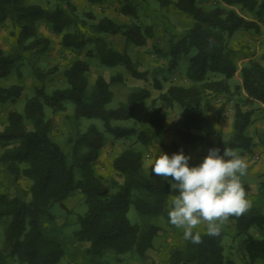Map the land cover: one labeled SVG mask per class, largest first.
Returning a JSON list of instances; mask_svg holds the SVG:
<instances>
[{"label":"trees","instance_id":"obj_1","mask_svg":"<svg viewBox=\"0 0 264 264\" xmlns=\"http://www.w3.org/2000/svg\"><path fill=\"white\" fill-rule=\"evenodd\" d=\"M53 8L27 0H0V26L11 23L15 36L14 47L7 52L0 47V78L7 77L14 65L23 58L40 54L49 49L51 39L40 32V25L46 23L55 35L61 37V45L79 55L85 51V58H75L64 70L66 86L55 89L51 94L45 91L43 80L46 73L33 65L40 83L35 94L26 100L24 111L11 110L5 122L0 123V167L17 183L21 178L30 181V199L18 192H0V220L7 219L4 243L0 248V264H58L67 254L65 243L47 232L45 222L55 219L52 208L56 203L66 207L65 200L75 191L85 197L87 212L79 216V228L73 233L74 242H88L81 251L86 264H100L107 252L125 254L135 252L144 256L154 246V240L161 227L153 223H132L128 217L133 206L144 218L168 216L167 204L173 195L168 181L146 173L143 153L130 145L113 160L116 174L110 182L96 172L95 164L106 141V134L124 139L136 136L144 146L156 140L173 153L180 152V146L198 143L216 148L210 138L211 125L198 110L206 92L223 94L227 100L233 94L230 80L237 76L238 67L230 38L235 32L260 31L264 14V0H218L209 7L199 0H157L161 7L173 4L179 11L191 18V26L181 33L171 30L168 48L164 51L169 58L167 72L178 69L180 61L187 60L186 77L190 85H170L161 92L157 105L154 99L148 113L149 129H137L114 124L115 121L130 120L136 105L151 97V91L140 87L131 91L125 101L117 107L108 105L114 98L111 85L121 82V73L107 80L98 75L93 83L88 73L92 59L106 67L123 66L134 78L146 80L148 71L139 69L127 47L144 46L155 35L152 25L140 21V11L151 13L145 0H120V13L131 19L118 21L104 15L95 18L93 12L77 13L72 0H55ZM108 0H87L91 5H101ZM234 5L242 6L256 15L257 20L240 15ZM142 7V8H141ZM94 19L92 23L85 18ZM169 25V24H167ZM179 34V35H178ZM110 36H121L125 41L122 51L117 49ZM264 60V54L262 55ZM242 83L238 87L245 95V104H259L264 110V64L250 61L241 70ZM215 76L211 78L210 76ZM154 88L163 89L157 77ZM23 87L18 84L0 85V103L15 101L22 96ZM72 104L74 111L68 115L72 128L70 154L51 137L52 121L47 117L45 106L53 113L67 110ZM180 106L188 110L185 117L173 127L174 140L164 139L166 117L164 108ZM254 109L244 110L235 105L233 134L228 140H219L218 148L223 154L225 147L251 152L253 137L249 134ZM82 118L99 119L104 130L90 124L85 131L80 129ZM245 191L247 187H244ZM260 195V197H259ZM264 196V187L252 196ZM259 204V203H258ZM234 223L235 237L248 258L247 264H264V235L254 236L250 230L264 231V211L256 204L243 216L230 217ZM202 243L185 241L175 247L167 264H236L226 261L222 243V230L218 237H209L198 230Z\"/></svg>","mask_w":264,"mask_h":264},{"label":"rangeland","instance_id":"obj_2","mask_svg":"<svg viewBox=\"0 0 264 264\" xmlns=\"http://www.w3.org/2000/svg\"><path fill=\"white\" fill-rule=\"evenodd\" d=\"M31 3H38L45 8H53L55 0H27ZM146 7L149 8L151 13L146 14L142 8L140 11V21L145 24L152 25L155 31L154 37L148 39L144 46L130 45L127 47L132 59L139 65L142 71H148V78L146 80L134 78L123 66L106 67L103 66L99 60L92 59L88 77L91 83L97 78L98 75H103L107 80L112 76L121 73L124 80L116 82L111 85V90L114 93L112 102L108 105L110 108H115L121 101H125L128 94L140 87H146L151 91V97L139 102L136 105L134 115L130 120L115 121L116 125H123L128 127H136L139 129H149L148 113L151 108L152 101L157 99V105L162 102L158 100L161 92L167 90L170 85H190V81L186 77L187 60L180 61L178 69L173 72H167L169 65V58L165 56L164 51L168 48V37L171 30L176 33H181L188 29L192 20L185 13L179 11L173 4L166 7H161L157 0H145ZM218 0H199L201 5L206 7L211 6ZM77 6V13L83 17L84 12L91 11L94 13L96 20L104 15L113 17L118 21H130L129 17L123 16L120 11V0H108L101 5H91L87 0H72ZM240 15L247 19L257 20L253 12L244 9L242 6H232ZM88 22L92 23L94 19L85 17ZM260 31L244 30L241 29L234 33L230 38V46L234 51V60L238 67L237 76L230 80L233 94L229 100L223 94H214L206 92L203 102L198 110H201L205 118H207L211 125L210 138L216 148H218L219 140L224 138L225 129L231 128L233 125L232 115L235 113V105L239 104L243 108L245 104V95L238 88L242 83L240 70L250 61H260L264 64L262 55L264 54V14L263 19L259 21ZM169 24V25H167ZM14 28L11 23L0 26V47L9 52L13 49L15 43V36L13 34ZM40 32L51 39L49 49L40 54L31 55L28 58L19 60L13 67L11 73L5 77L0 78L1 86H11L14 84L23 87L22 96L15 101L9 100L5 103H0V123L5 122L6 116L9 111L17 110L24 111L26 100L35 94V89L40 83L37 80L36 73L33 65L39 66L45 73L43 84L45 91L51 94L57 88L66 86L64 81V70L68 64L75 58H85V51L79 55L71 49H66L61 45V37L55 35L50 29L49 25L42 23L40 25ZM179 35V34H178ZM109 39L113 42L114 46L122 51L125 46V41L121 36H110ZM157 77L163 83V89L159 90L154 88L153 81ZM211 78L215 76L211 75ZM259 116L252 122L249 128V134L252 137H258L264 143V110L259 107ZM47 117L52 121L51 137L54 141L58 142L64 151L70 154L71 144L70 137L72 135V128L67 118L72 115L74 107L72 104L67 106V110L63 112L53 113L52 109L45 106ZM188 110L180 106L173 108H164L163 113L166 117V130L164 139L168 142L174 140L173 127L178 124L186 115ZM90 124H96L101 130H104L103 122L99 119L82 118L80 129L85 131ZM133 145L136 149L143 153L144 168L146 173H151L149 166L151 162L161 152L167 153L171 156L169 150L164 148L159 140L150 146H144L137 141L136 136L118 139L113 135L106 134V141L101 150L99 160L95 164L96 172L101 175L105 181L110 182L111 178L116 176L113 170V160L119 155L121 151ZM183 150L185 155L191 157L189 160L190 166H196L202 162L207 155L210 147L207 144L198 143L193 146H180V151ZM238 153H244L240 149H235ZM2 149L0 147V153ZM248 154V152L246 153ZM250 157H247V159ZM246 159V158H245ZM251 172L246 171V175L242 177V184L247 187L246 198L253 204L259 205L264 211V196L256 202L257 199H252V196L257 195L256 190H253L254 184L260 183L264 187V174L262 181L258 182L256 177ZM253 183V185H251ZM30 181L26 178H21L17 183L13 180L12 176L6 173L0 167V192H18L26 199H30ZM248 185V186H246ZM178 190L173 191V195H177ZM260 197V195H259ZM259 203V204H258ZM66 207H62L60 203H56L52 208V213L55 217L52 223L45 222L47 232L58 236L64 243L67 249V254L61 259L58 264H86L81 251H84L88 246V242H74L73 233L79 228V216L87 212L88 206L85 197L79 191L73 192L66 200ZM171 206V197L167 204L169 210ZM128 217L132 223L143 224L153 223L161 227L160 232L154 240V246L148 250L144 256H139L135 252H128L125 254H117L114 252H107L100 260V264H167L172 250L181 245L183 242V229H178L169 223L168 216H158L153 218L142 217L135 207H131ZM8 220H0V248L4 243V235ZM205 225L197 226L198 230H203ZM225 235L222 243L225 248L226 261H234L236 264H247L248 258L243 252V247L239 245L240 238L235 237V227L232 221H228L222 227ZM250 232L256 236L261 237L264 231L251 229ZM11 264H18L13 262ZM256 264H262L258 262Z\"/></svg>","mask_w":264,"mask_h":264},{"label":"clouds","instance_id":"obj_3","mask_svg":"<svg viewBox=\"0 0 264 264\" xmlns=\"http://www.w3.org/2000/svg\"><path fill=\"white\" fill-rule=\"evenodd\" d=\"M190 156L183 150L169 156L160 153L151 162V172L168 181L177 195L171 196L169 223L183 229V238L193 244L202 243L199 225H205L209 237L221 235L230 217H241L252 208L246 198L242 177L248 163L232 148H210L201 163L190 166Z\"/></svg>","mask_w":264,"mask_h":264},{"label":"crops","instance_id":"obj_4","mask_svg":"<svg viewBox=\"0 0 264 264\" xmlns=\"http://www.w3.org/2000/svg\"><path fill=\"white\" fill-rule=\"evenodd\" d=\"M260 107L259 104H254V105H246L245 108H243L244 110H248V109H254L255 112L252 116V120L255 121L258 116H259V110H257ZM232 121L234 123V115H232ZM233 134V125L231 128L225 129V134H224V138L223 140H228L231 135ZM253 147H252V151L248 152V154L245 153H238L239 155H241L242 157L246 158V161L248 163V168L247 171L251 172L250 174L254 175L256 177V179L258 180V182L262 181V177L264 174V143L258 138V137H253ZM247 157H250L247 159ZM251 185H253V183H251ZM248 186V185H246ZM254 188H252L253 190L257 189V193H259L261 191V184L258 183L257 185L254 184Z\"/></svg>","mask_w":264,"mask_h":264}]
</instances>
